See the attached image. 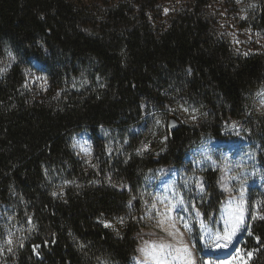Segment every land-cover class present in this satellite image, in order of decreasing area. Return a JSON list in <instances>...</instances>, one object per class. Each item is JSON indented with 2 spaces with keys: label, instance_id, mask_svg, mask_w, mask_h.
<instances>
[{
  "label": "trees",
  "instance_id": "obj_1",
  "mask_svg": "<svg viewBox=\"0 0 264 264\" xmlns=\"http://www.w3.org/2000/svg\"><path fill=\"white\" fill-rule=\"evenodd\" d=\"M210 2L190 0L166 15L164 0H0V60L35 57L50 72L44 92L28 91L20 66L0 81V206L35 227L10 264H130L141 224L128 206L139 212L132 201L144 174L180 165L205 138L227 140V122L256 137L258 122L264 164V127L251 107L264 87V49L238 54L219 36ZM253 2L254 27L264 33V0ZM82 79L85 88L76 86ZM144 98L192 106V116L167 129L161 156L111 165L112 181L126 190L105 168L79 160L70 141L102 126L127 132L144 124L141 137L159 144L143 118ZM53 178L69 183L63 193H54ZM207 179L216 188L219 173ZM248 205L236 250L251 252L248 264H264V188L249 190Z\"/></svg>",
  "mask_w": 264,
  "mask_h": 264
},
{
  "label": "rangeland",
  "instance_id": "obj_2",
  "mask_svg": "<svg viewBox=\"0 0 264 264\" xmlns=\"http://www.w3.org/2000/svg\"><path fill=\"white\" fill-rule=\"evenodd\" d=\"M189 1L164 0L165 14H171L175 8ZM256 6L253 0H211L210 2L209 12L217 22L219 36L229 40L238 54H253L264 49V33L254 27ZM13 66L22 68L28 91L44 92L49 88L50 72L44 61L35 57L25 60L17 54L9 53L0 60V81L7 77ZM75 82L79 88L89 85L85 79ZM148 100L152 105L146 102ZM251 105L252 115L258 116L259 124L264 127V87L255 91ZM181 106V103H177L175 109L173 106L168 109L166 106H156L150 98L142 100L143 118L149 128L160 138V143L154 146L151 145L152 143H146L141 137L145 125L139 124L127 132L104 126L97 131H82L83 136L79 135L80 132L72 137L71 149L79 160L90 165L92 169L105 168L112 185L128 190L124 184L112 181L111 165L119 162L126 163L131 156H137L140 159L150 155L161 156L166 148L170 117L175 116L182 123L191 121L192 106ZM254 120L256 121L255 118ZM255 124L260 130L261 126H258V122ZM258 129L257 137L250 132L246 135L239 123L227 122L225 130L232 136L227 140L215 139L225 142V148L215 147L213 138H205L198 146L185 154L180 165L169 170L159 165L144 174L142 184L137 188L138 194L132 201L138 204L139 212L135 211L132 203L128 206L129 215L141 224L139 245L130 264H153L150 263L152 261L150 256V258L147 256L146 259H142L141 249L151 251L153 244L165 243L169 240L171 237L166 227L176 230L180 228L192 253V264L249 263L250 256L241 247L234 250L230 256L218 257L228 243L222 242L224 240L222 237H225V227L221 222L220 213L225 206H232L231 208L235 209L243 204L246 218L240 232L243 235L247 231L249 190L255 187L264 188V164L258 155L261 147ZM145 145L147 149L140 151ZM206 147L209 149V156L193 158L195 150ZM189 157H192V161L187 160ZM106 164L107 166L109 164L108 168ZM215 172L219 173V180L216 188H212L209 187L207 177L212 178ZM171 173L177 176L176 193L177 197L183 200V204H180V201H174L178 208L172 218L169 217L170 202L164 200L158 192L161 180ZM52 181H54L53 188L56 195L63 193L62 188L69 184L62 179L53 178ZM220 198H223L221 203H219ZM153 205L155 208L152 207ZM185 223L188 224L190 231L184 227ZM173 224L175 227H172ZM201 224L204 225L203 228ZM110 225L118 231L116 224ZM34 228L30 218L24 223L10 215V209L7 206H0V264H10L16 250L26 242ZM9 240L11 244L8 243ZM210 252L214 254L206 255Z\"/></svg>",
  "mask_w": 264,
  "mask_h": 264
},
{
  "label": "bare ground",
  "instance_id": "obj_3",
  "mask_svg": "<svg viewBox=\"0 0 264 264\" xmlns=\"http://www.w3.org/2000/svg\"><path fill=\"white\" fill-rule=\"evenodd\" d=\"M79 135L83 136V132H81ZM213 144L215 147H219V146H222L225 148V142H219L217 140H212ZM208 148H204L202 150H195V157L199 156H209L208 154ZM187 160H191L192 161V157H189ZM197 161V160H196ZM177 176L173 173L169 174L167 177L163 178L159 184V189H158V192L160 193L161 196H163V199L166 200L167 202H170V212H169V217L172 218L176 209L178 208V206H176L174 204V201H180L181 200V197H177V193H176V188H177V185H176V181H177ZM191 185V184H189ZM243 205V204H242ZM232 207V206H231ZM229 206H225L222 208L221 210V213H220V219H221V222L223 223V226L226 228V227H231L230 225H226L225 224V220L228 218V213L230 211H233L234 209L231 208ZM177 212V211H176ZM246 216L244 214V220H245ZM242 227V226H241ZM167 228V231L168 233H172L173 235H169V240H166L165 243H170L174 246V248H183V247H187L189 249V246L187 245L185 239H184V236L181 234L180 232V228H178V230H176L175 228H170V227H166ZM241 229V228H240ZM240 229L236 232V234L232 237V239L229 241L228 239L224 238V240L222 241L223 243H227V247L225 248V250H222V251H226L225 255L224 256H230L232 255L233 251L236 249V247L234 248V250L231 252V247H234L237 243V241L239 240V238L241 237V232H240ZM226 245V244H225ZM142 252V251H141ZM189 252L191 253L190 249H189ZM175 254V253H174ZM141 257L142 259H146V257L148 255L145 254V252H142L141 254ZM149 257V256H148ZM150 258V257H149ZM169 261H171V257H168L167 258ZM191 261H192V253H191V257H190ZM153 263V264H157V262L155 260L152 259V261H150V263ZM173 264H180V261L177 260L175 262H173Z\"/></svg>",
  "mask_w": 264,
  "mask_h": 264
},
{
  "label": "snow or ice",
  "instance_id": "obj_4",
  "mask_svg": "<svg viewBox=\"0 0 264 264\" xmlns=\"http://www.w3.org/2000/svg\"><path fill=\"white\" fill-rule=\"evenodd\" d=\"M157 123H159V121ZM146 149H147V145H145L144 148L141 149L140 151ZM201 190H203L202 186H201ZM129 203H131V201H129ZM179 203L183 204V200H180ZM152 207L155 208V205H153ZM259 218L264 220V216H260ZM252 219H256V217L253 216ZM121 222H122V218H121ZM225 224L230 225L231 227L225 228V237L222 238H226L230 241L232 237L236 234V232L241 228V226L244 225V210L242 204L238 205L233 211H230L228 213V218L225 220ZM105 226L109 227L110 225L106 224ZM172 227H175V225L173 224ZM184 227L186 229H189L187 223L184 224ZM201 227L203 228L204 225L201 224ZM169 235H173V234L169 233ZM8 243L11 244V240H9ZM141 251L145 252L146 255L150 256L153 260H155L157 264H173V262L177 260L180 261V264H192V261L190 259L191 253L189 252V249L187 247L174 248V246L170 243L161 242V243L153 244L151 251L147 249H141ZM248 255L251 256V252H249ZM168 257H171V261L167 259Z\"/></svg>",
  "mask_w": 264,
  "mask_h": 264
},
{
  "label": "water",
  "instance_id": "obj_5",
  "mask_svg": "<svg viewBox=\"0 0 264 264\" xmlns=\"http://www.w3.org/2000/svg\"><path fill=\"white\" fill-rule=\"evenodd\" d=\"M178 123H179L178 119L175 116H171L170 120H169V128L171 130H174V128L178 125ZM239 242H240V240L237 241V244H239ZM237 244H236V246H237Z\"/></svg>",
  "mask_w": 264,
  "mask_h": 264
},
{
  "label": "built area",
  "instance_id": "obj_6",
  "mask_svg": "<svg viewBox=\"0 0 264 264\" xmlns=\"http://www.w3.org/2000/svg\"><path fill=\"white\" fill-rule=\"evenodd\" d=\"M148 104H149V105H152L151 102H150L149 100H148Z\"/></svg>",
  "mask_w": 264,
  "mask_h": 264
}]
</instances>
